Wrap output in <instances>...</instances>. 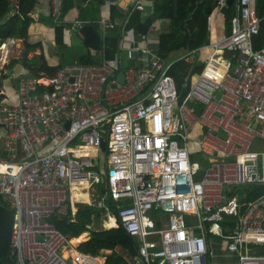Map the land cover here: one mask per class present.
Instances as JSON below:
<instances>
[{"label": "built area", "instance_id": "1", "mask_svg": "<svg viewBox=\"0 0 264 264\" xmlns=\"http://www.w3.org/2000/svg\"><path fill=\"white\" fill-rule=\"evenodd\" d=\"M64 1L51 0L57 25L66 22ZM234 4L229 34L180 57L204 64L183 100L170 75L179 60L151 49L149 35L126 31L130 15L96 22L101 64H65L52 78L23 75L15 92L3 85L15 40L2 45L0 199L15 211V264H106L111 251L86 254L51 222H75L84 205L106 213L104 230L116 220L138 241L135 264H213L211 236L225 237L240 264H264V194L246 201L238 216L223 214L240 187L264 189V154L254 151L264 142V46L253 43L264 16L257 0ZM227 6L218 0L215 11ZM83 24L73 22L82 40L80 28L90 23ZM119 27V53L108 62L106 40ZM252 244L261 247L258 255L249 252Z\"/></svg>", "mask_w": 264, "mask_h": 264}, {"label": "trees", "instance_id": "2", "mask_svg": "<svg viewBox=\"0 0 264 264\" xmlns=\"http://www.w3.org/2000/svg\"><path fill=\"white\" fill-rule=\"evenodd\" d=\"M39 0H0V20H7L5 25H0V40L5 42L14 39L21 40L24 43V55L22 59L12 61L9 65L10 69L16 67L23 68L26 71V76L30 78L55 77L60 68L64 65L50 66L43 52V42H34L29 33L30 27L36 23L34 17L35 9ZM114 0H96L91 4L94 8ZM218 0H162L156 4L155 14L156 22L159 20H171L172 32L163 34L160 37V51L164 56L173 51L170 45L173 41L179 43V48L187 51L198 49L199 47L211 41V32L209 29V16L214 12ZM111 5L110 21L117 22L128 18L117 6ZM17 6L16 14L11 15L12 7ZM71 0H65L62 14L65 17L73 8ZM258 14L264 16V0H257ZM88 12V11H87ZM224 14L227 16L229 33L232 31V19L237 13L236 4L228 5L224 9ZM41 22H52L55 29L54 42L57 48H64L67 42V32L71 31L72 26L65 23L57 25L50 13L49 17H41ZM79 21L86 25L90 23L96 30L98 26L94 22H87L85 17L81 16ZM123 21V22H124ZM47 25V24H46ZM77 36V33H74ZM122 37V27L109 31L106 40V59L108 62H113L119 53L120 40ZM82 41V40H80ZM254 47L260 49L264 46V22L262 23L261 31L253 37ZM2 47V46H0ZM41 50L40 55H35L33 59H28V55L37 50ZM102 63V57L98 52H92L88 49L87 54L83 55L80 65H99ZM21 66V67H20ZM199 69L195 65H191L184 60L177 61L170 70V75L174 77L180 100H183L190 92L194 78ZM193 80V81H192ZM3 85H0L2 91ZM4 96L0 95V105L3 104ZM241 191L237 199L233 202V209H227L225 215L238 216L243 209L246 201L256 199L264 194V189L260 187H245ZM103 210L93 206H80L77 212V220L71 222L67 218L54 216L51 219L52 224L63 234L70 236L74 245L82 242L88 235V226L92 225L95 218L104 219ZM15 222V211L5 205L0 199V264H15L11 259V239L13 226ZM224 227H230L229 219L223 221ZM117 228V225L115 226ZM112 230L91 231L87 241L79 245L80 251L93 256H99L103 251H111L112 254L107 256L106 264H135L138 253V241L131 238L123 227Z\"/></svg>", "mask_w": 264, "mask_h": 264}, {"label": "crops", "instance_id": "3", "mask_svg": "<svg viewBox=\"0 0 264 264\" xmlns=\"http://www.w3.org/2000/svg\"><path fill=\"white\" fill-rule=\"evenodd\" d=\"M95 1L96 0H71V2L73 3L74 6L69 11V13L65 16V20H66L65 24L72 26L71 31L67 32V35H66L67 41L70 40L73 35H75L74 34L75 30L73 28V22L75 20H79L81 18L82 14L85 17V19L87 20V22H94V23H96L103 15L109 14V16H110V12H111L110 8H111V5L113 4V2L108 1V2L100 5L99 10H97L98 8H94L93 6H91V4ZM134 1L135 0H114L113 5L117 6V8L122 10L125 14L130 15V13H133L135 10H137V9H134V7H133V5H135V3L133 4ZM136 1H138L141 4L146 6V11L143 12V19L146 20L147 18L151 17L152 15H156L155 14L156 4L162 0H156V1L136 0ZM50 13H51V0H39L37 3L36 9H35V14H34V17H35L37 22L34 23L30 27L29 33L31 35V39L34 42L45 40V41H49L52 44V46L56 47L55 42H54L55 29L50 28L48 25H46L47 23H45V22L43 23V22L39 21L41 19V17H49ZM212 16H213V23H212V26L209 27L210 32H211V41H218V40L224 38L227 34H229V27L230 26L228 25L227 16L224 14V12H217L214 10V12L212 13ZM121 21L123 22L124 20H121ZM171 32H172V21L171 20H169V19L168 20H159V22L158 21L156 22V20H155V23H154V25L150 31V34L148 36L153 41L150 44V48L153 50H158L160 48V37L163 34H168ZM77 38L79 40H82L78 36H77ZM10 40H14V39H10ZM82 42H83V40H82ZM15 43H18V40H15ZM170 47H171V45H170ZM179 47L178 48H172L171 47V49H173V51H174L175 49H179ZM39 50H37V52H36L37 55H40V53H41V50L40 51ZM45 51H46V49L43 46V52L46 56L48 64L50 66H56V65H51L49 63V60H50L49 55ZM173 51L168 55L169 60H172L171 55H172ZM98 54H101V52H98ZM202 56H205V55L202 54ZM123 57H124V59H126L125 55H123ZM9 71H11V72H9ZM8 72H9V75L7 73L8 79L3 81L4 90H5V88L9 89V87H10L11 91H9V92H15L14 88L18 84L19 77L25 75L26 71L23 68H21V69L15 68L13 70V69H10V67H9ZM11 80L12 81L14 80V86L12 85ZM239 194H241V193H239ZM115 226H114V228H115ZM115 229H117V228H115ZM73 242H74V240H73Z\"/></svg>", "mask_w": 264, "mask_h": 264}, {"label": "rangeland", "instance_id": "4", "mask_svg": "<svg viewBox=\"0 0 264 264\" xmlns=\"http://www.w3.org/2000/svg\"><path fill=\"white\" fill-rule=\"evenodd\" d=\"M47 25L50 28H53L51 21H48ZM42 42H43V46L46 49L45 52L49 55V59H50L49 63L51 65L57 66V65H63V64L64 65L65 64H81L83 55L87 54L88 52V48L84 46L83 42L80 41L76 35H73L71 39L67 41L68 43L66 44L64 48H57L55 46H52V44L49 41L44 40ZM24 50H25V47H24L23 41L18 40V43H15V52L12 54L11 60L9 61V64L6 67V69L9 68V65L12 61L22 59L24 55ZM36 52L30 53L28 55V59L30 60L33 59V57L37 55ZM185 52L186 51H184V49L182 48L175 49L171 55V59H172L171 61L175 62L179 60L180 57L183 54H185ZM195 56L197 57V59H199V57H201V53H197ZM6 63L7 62H5L4 64ZM7 79L8 78L6 75L4 80H7ZM12 85L14 86V80L12 81ZM4 91L9 92L11 91V89L10 87L9 89L5 88ZM197 106L201 107V105L199 104H197ZM254 151L264 154V142L256 141L254 144ZM245 187L247 186H242L240 187V189L245 188ZM186 219L191 220L190 217H187ZM103 220L95 218L93 224L88 226V229L86 230L88 235L82 242H85L89 239L91 231L104 230ZM80 244L81 242L77 243L76 245L78 246ZM211 245H212L211 248H213V252H214V257L212 261L213 264H240V255L238 253H233L230 251L229 247L231 244L228 242V240L225 237L218 236L215 238L214 236H211ZM247 248L249 252L252 253V255H258L257 252L261 249L260 246H256L255 244L247 245ZM109 254L111 255L112 252L108 253V255Z\"/></svg>", "mask_w": 264, "mask_h": 264}, {"label": "water", "instance_id": "5", "mask_svg": "<svg viewBox=\"0 0 264 264\" xmlns=\"http://www.w3.org/2000/svg\"><path fill=\"white\" fill-rule=\"evenodd\" d=\"M148 1H156V0H148ZM236 2V0H228V5H233ZM18 11L17 6L12 7L11 15L16 14ZM157 16L152 15L151 17L147 18L146 20L143 19V12L140 10H135L133 13L130 14L128 18V22L126 24V31L135 30L138 34L147 37L150 34V31L155 23ZM7 23V20H0V25H5ZM80 32L84 34V40L83 44L85 47L90 49L92 52H100L101 51V34L98 33V31L95 29L93 25H86L80 28ZM5 43L4 40H0V46H2ZM172 48H178L179 44L177 41H173L171 44ZM199 65V71L200 73L204 67V64L201 62V60L198 61ZM134 65V63H133ZM11 72V71H9ZM8 72V75H9ZM120 81L124 84L125 83V75H122L120 77ZM107 148V142L103 141L102 143V149L106 150ZM107 188H102V194H106ZM83 243V242H81ZM139 264V263H136Z\"/></svg>", "mask_w": 264, "mask_h": 264}, {"label": "bare ground", "instance_id": "6", "mask_svg": "<svg viewBox=\"0 0 264 264\" xmlns=\"http://www.w3.org/2000/svg\"><path fill=\"white\" fill-rule=\"evenodd\" d=\"M2 50H3V48L0 47V51H2ZM6 50H7V47H6ZM11 51H12V49L9 50V51H7V52H8L7 60L9 59V57H10V55H11ZM7 60H6L7 63L5 64V68H6V67L8 66V64H9V61H7ZM240 192H241V191H240ZM242 192H243V190H242ZM233 206H234V204L231 203V204L228 206V208H226V209L224 210L223 214H225V212L227 211V209H229V210L231 211V210L233 209ZM115 225H116V220H112V222L109 223V228L113 229ZM72 243H73V241H72ZM73 244H74V243H73ZM64 254H65V255H68V252L65 251Z\"/></svg>", "mask_w": 264, "mask_h": 264}]
</instances>
